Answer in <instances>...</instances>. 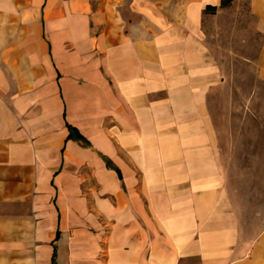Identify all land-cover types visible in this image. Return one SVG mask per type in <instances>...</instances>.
<instances>
[{
  "label": "crops",
  "instance_id": "obj_1",
  "mask_svg": "<svg viewBox=\"0 0 264 264\" xmlns=\"http://www.w3.org/2000/svg\"><path fill=\"white\" fill-rule=\"evenodd\" d=\"M234 65L264 84V0H0V264H264Z\"/></svg>",
  "mask_w": 264,
  "mask_h": 264
},
{
  "label": "rangeland",
  "instance_id": "obj_2",
  "mask_svg": "<svg viewBox=\"0 0 264 264\" xmlns=\"http://www.w3.org/2000/svg\"><path fill=\"white\" fill-rule=\"evenodd\" d=\"M227 85L231 98L212 100L214 120L232 139L237 176L245 188H254L257 175L264 174V84L256 81L254 70L234 65ZM229 149V148H226ZM235 150V151H234Z\"/></svg>",
  "mask_w": 264,
  "mask_h": 264
},
{
  "label": "trees",
  "instance_id": "obj_3",
  "mask_svg": "<svg viewBox=\"0 0 264 264\" xmlns=\"http://www.w3.org/2000/svg\"><path fill=\"white\" fill-rule=\"evenodd\" d=\"M230 1H232V0H222V6H225V5L229 4ZM71 130H72V129H70V131H71Z\"/></svg>",
  "mask_w": 264,
  "mask_h": 264
}]
</instances>
